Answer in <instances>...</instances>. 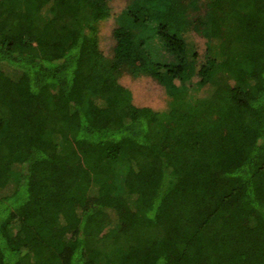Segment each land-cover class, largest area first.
I'll return each instance as SVG.
<instances>
[{"label":"trees","instance_id":"trees-1","mask_svg":"<svg viewBox=\"0 0 264 264\" xmlns=\"http://www.w3.org/2000/svg\"><path fill=\"white\" fill-rule=\"evenodd\" d=\"M0 264H264V0H0Z\"/></svg>","mask_w":264,"mask_h":264},{"label":"rangeland","instance_id":"rangeland-1","mask_svg":"<svg viewBox=\"0 0 264 264\" xmlns=\"http://www.w3.org/2000/svg\"><path fill=\"white\" fill-rule=\"evenodd\" d=\"M125 2L126 0H111L112 11L114 13H118L125 6ZM113 24V19H110L109 21L100 23L98 26L100 47L106 55L109 54L114 44V41L111 37V29ZM190 34L191 33H189V35ZM188 39L193 43V49L196 50L202 57L205 47L204 40L194 34L188 36ZM149 49L155 59L159 61H167L168 59L172 58V55L165 52L161 44L156 41H152L150 43ZM8 74L11 77H14V75L10 73ZM120 83L131 89L133 94V102L137 105L147 106L153 109H163L167 106V99L163 88L148 78L132 79L130 77H123L120 80ZM201 94H205V91H202ZM12 170H17V166H14ZM11 190L12 187L9 186V188L1 193V195L8 193Z\"/></svg>","mask_w":264,"mask_h":264}]
</instances>
